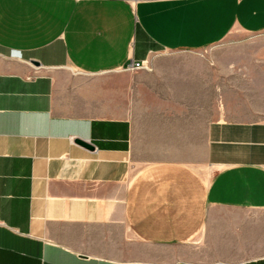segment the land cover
Returning <instances> with one entry per match:
<instances>
[{"label":"crops","instance_id":"crops-1","mask_svg":"<svg viewBox=\"0 0 264 264\" xmlns=\"http://www.w3.org/2000/svg\"><path fill=\"white\" fill-rule=\"evenodd\" d=\"M237 35H264V0H0V264H264V114L211 121L197 164L140 166L138 106L200 101L123 71L195 87L154 60Z\"/></svg>","mask_w":264,"mask_h":264},{"label":"rangeland","instance_id":"rangeland-1","mask_svg":"<svg viewBox=\"0 0 264 264\" xmlns=\"http://www.w3.org/2000/svg\"><path fill=\"white\" fill-rule=\"evenodd\" d=\"M154 64L174 68L179 76H199L192 82L195 87H183L182 82L170 87L152 67L151 72L130 71L137 80L154 83V87H142V95L150 96L151 100L154 96L172 100L188 96L189 100L200 102L194 105L150 102L138 106L142 115L136 122L134 158L140 166L163 160L197 164L204 158L206 129L211 121L256 119L264 114V35H237L202 51L163 54ZM183 108L195 113L199 108L198 128L190 131L186 126L180 127L187 121L171 119Z\"/></svg>","mask_w":264,"mask_h":264},{"label":"built area","instance_id":"built-area-1","mask_svg":"<svg viewBox=\"0 0 264 264\" xmlns=\"http://www.w3.org/2000/svg\"><path fill=\"white\" fill-rule=\"evenodd\" d=\"M151 66L148 61H142V62H132L128 64L123 71H141V70H150Z\"/></svg>","mask_w":264,"mask_h":264},{"label":"water","instance_id":"water-1","mask_svg":"<svg viewBox=\"0 0 264 264\" xmlns=\"http://www.w3.org/2000/svg\"><path fill=\"white\" fill-rule=\"evenodd\" d=\"M32 64L36 65V66H39L40 64L36 61H32ZM79 144H81L82 146L86 147V148H89L91 150H93V147L91 145H89L87 142H84V141H78Z\"/></svg>","mask_w":264,"mask_h":264}]
</instances>
